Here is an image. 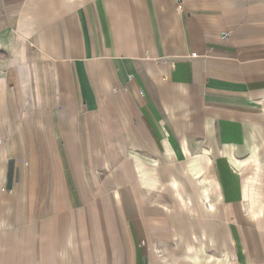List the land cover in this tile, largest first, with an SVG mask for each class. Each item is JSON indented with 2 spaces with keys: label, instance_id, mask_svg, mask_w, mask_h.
<instances>
[{
  "label": "crops",
  "instance_id": "1",
  "mask_svg": "<svg viewBox=\"0 0 264 264\" xmlns=\"http://www.w3.org/2000/svg\"><path fill=\"white\" fill-rule=\"evenodd\" d=\"M262 138L264 0H0V229L51 222L65 264H152L153 234L185 231L186 211L221 221L235 264H264L230 159H258ZM162 192L182 215L165 221Z\"/></svg>",
  "mask_w": 264,
  "mask_h": 264
},
{
  "label": "rangeland",
  "instance_id": "2",
  "mask_svg": "<svg viewBox=\"0 0 264 264\" xmlns=\"http://www.w3.org/2000/svg\"><path fill=\"white\" fill-rule=\"evenodd\" d=\"M257 145L260 148L258 159H256L258 147L251 148V157L245 160L239 161L232 155H230V159L241 170L246 205L257 219L264 239V138ZM187 164L188 173L201 179L203 166L201 158L188 156ZM137 167L144 187L153 191H161L165 188L154 169L148 168L139 160H137ZM201 183L204 188L202 199L208 200L210 195L208 185L205 180H202ZM172 187L176 189L178 198L188 207L189 212L194 213L193 201L189 196H185L186 191L182 183L179 180H173ZM168 201L169 199L162 192L160 207L163 211L161 215L166 218V222L168 213L165 207L171 208L174 212L177 209V214L182 215L179 206L175 208ZM210 207L213 209L211 204ZM174 212L169 218L171 222L178 223L179 220L173 217ZM185 214L186 226L182 233L179 231L180 233L175 235L160 228L161 234H153L152 264H235L229 253L221 221L215 216L207 217L209 218L207 220L200 216L198 218V216L189 215L187 211ZM4 220L5 226L2 227L5 228L0 229V264H65L66 255L70 256V263L73 262L72 252L64 250L66 236L58 234L51 222L45 220L43 224H37V227L34 226V228L9 230V220L6 218ZM205 222L209 227L208 231L213 232L210 236L206 232H202L206 230ZM96 253L97 256L94 257L96 264H104L106 260L104 253ZM82 254L81 251L79 256ZM75 261L77 262L78 259H75L74 263Z\"/></svg>",
  "mask_w": 264,
  "mask_h": 264
},
{
  "label": "built area",
  "instance_id": "3",
  "mask_svg": "<svg viewBox=\"0 0 264 264\" xmlns=\"http://www.w3.org/2000/svg\"><path fill=\"white\" fill-rule=\"evenodd\" d=\"M179 8L181 9V7L179 6ZM194 56H196V54H194Z\"/></svg>",
  "mask_w": 264,
  "mask_h": 264
}]
</instances>
